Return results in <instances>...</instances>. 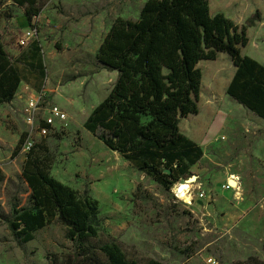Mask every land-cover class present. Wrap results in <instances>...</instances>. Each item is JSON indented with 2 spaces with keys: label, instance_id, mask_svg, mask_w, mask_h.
I'll list each match as a JSON object with an SVG mask.
<instances>
[{
  "label": "rangeland",
  "instance_id": "obj_1",
  "mask_svg": "<svg viewBox=\"0 0 264 264\" xmlns=\"http://www.w3.org/2000/svg\"><path fill=\"white\" fill-rule=\"evenodd\" d=\"M8 1L0 0V39L35 91L20 84L13 100L0 105V264H61L74 248L55 220L38 229L29 242L12 236L6 222L12 205H29L30 190L21 178L27 148L17 150L24 133L26 142H46L54 178L80 194L86 190L98 201L100 231L92 244L115 243L135 264L150 259L206 264L207 258L217 264H264V123L226 95L218 73L212 79L204 66L199 116L188 114L178 124L190 139L188 131L199 134L202 129L204 135L211 125H218L210 142L196 143L203 156L190 167L189 176L197 178L187 203L173 189L189 176L164 189L83 127L117 76L98 63L99 44L116 18L137 20L146 0H39L35 23L11 22L10 17L21 12ZM209 7L212 15L215 7L216 13L244 24L249 43L241 52L264 59V0H209ZM31 24L37 28L34 39L26 47L18 46L17 33ZM34 52L36 62L26 61ZM19 56L20 60L14 58ZM40 90L67 116L54 121L43 135L30 130L24 111L26 100ZM231 176L237 178L238 189L226 190Z\"/></svg>",
  "mask_w": 264,
  "mask_h": 264
},
{
  "label": "trees",
  "instance_id": "obj_2",
  "mask_svg": "<svg viewBox=\"0 0 264 264\" xmlns=\"http://www.w3.org/2000/svg\"><path fill=\"white\" fill-rule=\"evenodd\" d=\"M13 2L30 22L40 14L39 0ZM209 11V0H146L137 20L116 18L96 52L98 63L117 76L83 127L164 189L189 176L203 156L178 126L198 112L199 61L227 53L236 70L226 95L264 120V66L241 52L249 43L246 26ZM22 79L0 39V105L13 100ZM26 137L20 136L17 150ZM52 164L43 139L29 146L21 169L29 205H12L6 220L12 236L29 242L55 220L74 247L61 264H135L115 243L90 242L100 231L98 201L54 178ZM145 264L162 263L150 259Z\"/></svg>",
  "mask_w": 264,
  "mask_h": 264
},
{
  "label": "built area",
  "instance_id": "obj_3",
  "mask_svg": "<svg viewBox=\"0 0 264 264\" xmlns=\"http://www.w3.org/2000/svg\"><path fill=\"white\" fill-rule=\"evenodd\" d=\"M37 17H34L32 20L36 22ZM32 27L26 28L25 31L17 33L16 44L20 47H26L29 44L30 39H34V36L37 32V28L31 24ZM47 95L43 90L35 92L26 100L24 106L25 111V122L30 127V130H34L38 135H43L49 131L50 126L53 125L56 120L66 119V113L63 109L58 106V104L51 103L47 101ZM40 114V116H39ZM31 142L27 141L24 145L29 149ZM224 189L230 190L232 187L228 184H225ZM199 197H203V193L199 194ZM206 264H217L213 259H205Z\"/></svg>",
  "mask_w": 264,
  "mask_h": 264
},
{
  "label": "crops",
  "instance_id": "obj_4",
  "mask_svg": "<svg viewBox=\"0 0 264 264\" xmlns=\"http://www.w3.org/2000/svg\"><path fill=\"white\" fill-rule=\"evenodd\" d=\"M11 4L15 7H17L18 9H20V12H21V15L19 17H16V16H11L10 17V21H14L15 19H17L18 22H29L27 16L24 14V11L21 7H18L16 3L13 2V0H9L7 2V4ZM1 4H3L1 2ZM2 6V5H1ZM214 12L216 13V8L214 7ZM213 13V15L215 14ZM14 14V13H13ZM211 14V13H210ZM6 22V21H5ZM4 22V23H5ZM9 22V21H8ZM237 24H240L242 25L241 23H237ZM248 29V28H247ZM247 29H246V33H247ZM0 36H1V33H0ZM7 52V51H6ZM8 53V52H7ZM242 54H244L242 52ZM245 55V54H244ZM15 56V55H14ZM247 56H250L252 57L253 59L257 60L261 65L264 66V59H260L259 56L255 55V54H251V53H247ZM30 59H27L26 61H29V62H36V55H35V52H34V55L31 53L30 55ZM18 60H20L22 58V56H19L18 58L17 57H14ZM23 61V60H22ZM204 66H205V71H208V75H212L210 76V78L212 77L213 79V76L216 75V72L218 73V80H219V83L221 84L222 86V89L224 90H227L228 88V85L232 79V77L234 76L235 74V66L232 64L231 60L229 61V59L227 58L226 54H224V52H219L217 54V58L215 60H201L197 63V67L202 71V69H204ZM224 67L227 68V70L229 72H227L226 74L223 73L224 71H226L224 69ZM222 73V74H221ZM221 74V75H220ZM209 79V78H208ZM209 81V80H208ZM21 84H24L26 87H28L29 89H31L32 91H35V87L33 85H31L30 83H27L25 82L23 79H22V82ZM230 98V97H229ZM248 112L252 113L253 117H255V119L260 123V122H263L264 123V120L262 118H259L258 115L254 114L253 112L247 110ZM206 112V111H205ZM207 113V112H206ZM198 114V112H197ZM199 114L195 117H198ZM206 117L208 118V114L206 115ZM255 120V121H256ZM204 121V125L206 123V120H202ZM220 124V123H218ZM217 129H218V125L216 126V128L212 129V125L210 126L209 130H208V133L204 134V135H201V131L199 132V134H194V130L192 129V131H188V133L190 134V136L192 137V142H195L197 144H200L202 145L203 142H206V141H211L213 139V137L217 134ZM230 179H228L229 181ZM238 181V180H237ZM238 183V182H237Z\"/></svg>",
  "mask_w": 264,
  "mask_h": 264
},
{
  "label": "bare ground",
  "instance_id": "obj_5",
  "mask_svg": "<svg viewBox=\"0 0 264 264\" xmlns=\"http://www.w3.org/2000/svg\"><path fill=\"white\" fill-rule=\"evenodd\" d=\"M228 179L234 181L233 185H231L232 189H238L237 178L235 176H231ZM191 187L192 185L188 181L180 182L175 185V188L173 189L175 191L174 194L178 199H182L187 203H191Z\"/></svg>",
  "mask_w": 264,
  "mask_h": 264
},
{
  "label": "water",
  "instance_id": "obj_6",
  "mask_svg": "<svg viewBox=\"0 0 264 264\" xmlns=\"http://www.w3.org/2000/svg\"><path fill=\"white\" fill-rule=\"evenodd\" d=\"M196 178H197L196 175H192V174H191V176H189L185 181H188V182H190V183H194V182L196 181ZM228 183H229L230 185H233L234 181L229 180Z\"/></svg>",
  "mask_w": 264,
  "mask_h": 264
}]
</instances>
